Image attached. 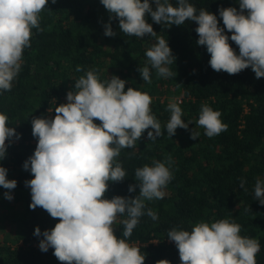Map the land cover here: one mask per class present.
<instances>
[{"label":"trees","instance_id":"obj_1","mask_svg":"<svg viewBox=\"0 0 264 264\" xmlns=\"http://www.w3.org/2000/svg\"><path fill=\"white\" fill-rule=\"evenodd\" d=\"M170 2L176 4V0ZM189 2L197 9L205 8L215 14L221 28L224 25L219 8L239 10V0ZM46 7L39 14L42 31L32 29L31 46L23 51L21 71L11 91L0 94V113L8 116L9 127H15L21 134L19 140L6 141L7 154L0 160V166L8 170L7 179L17 181L11 192H15L14 199L20 204L13 219L17 240L0 242V264H64L54 256L53 248L49 247L47 252L39 248L43 236L34 235L35 228L38 226L43 233L53 229L59 220L39 206L30 208L31 189L25 182L33 175L30 170H24L23 164L38 143L32 135V119L54 118V107L67 103V92L91 69H98L101 81L116 75L127 81L125 90L131 87L149 94L152 114L164 132L151 141L147 137L151 129H147L135 147L121 150L118 160L126 177L119 183L109 182L105 198L135 197L139 194L138 187L128 192V186L137 183L135 170L144 165L153 166V161L166 162L171 157V164L166 166L170 167L172 179L163 189L164 197L145 202L158 219L142 216L127 238L130 245L137 246L145 255V264H156L161 259L181 264L175 243L167 239L173 227L191 231L199 222L223 219L241 225L242 237L258 240L260 251L256 260L257 264H264V205L255 200L254 193L256 179L264 180V78L257 79L251 68L234 75L214 71L206 47L197 44L198 25L194 21L168 28L146 15L147 22L158 36L167 40L176 58L168 65L176 76L158 78L145 55L157 42L156 38L125 36L118 20L111 22L116 35L105 36L103 25L108 22L109 13L100 0H56L55 4L49 0ZM225 34L231 36L226 28ZM229 44L239 54L235 42L229 39ZM77 66L82 70L78 72ZM145 66L150 68V84L137 71ZM170 102L179 104L186 123L192 121L188 130L178 128L172 138L165 127L170 119L167 111ZM203 104L221 113L226 131L208 138L204 129L196 126ZM193 128L200 133L196 140L190 138ZM240 179L246 181L247 191L240 187ZM6 191L0 186V198ZM126 218L118 215L113 225L118 238H123L121 221Z\"/></svg>","mask_w":264,"mask_h":264},{"label":"clouds","instance_id":"obj_2","mask_svg":"<svg viewBox=\"0 0 264 264\" xmlns=\"http://www.w3.org/2000/svg\"><path fill=\"white\" fill-rule=\"evenodd\" d=\"M49 0H0V94L11 91L14 79L21 71L25 48L30 47L32 29L40 31L39 14L47 8ZM53 4L56 0H51ZM109 13L103 25L104 35L114 37L112 21H119L125 36L143 38L150 36L157 42L145 55L158 78L176 76L168 65L175 61L167 40L158 36L152 21L170 28L194 21L199 39L210 54L209 64L216 72L238 74L251 68L257 79L264 78V0H239L236 7H220L219 16L224 27L218 26L217 16L205 8L197 9L189 0H100ZM153 4L155 7H153ZM225 28L231 36L225 34ZM229 39L239 48V54L229 44ZM134 58V57H133ZM78 72L81 67L77 66ZM143 81L151 83L148 66L138 67ZM127 81L116 75L101 81L98 69L85 72L66 94L67 103L54 107L55 116L34 117L32 135L38 139L34 153L24 162V170L33 175L26 181L31 189L30 208L38 206L58 219L51 230L41 233L37 226L34 235L43 236L39 248L47 252L54 249V256L64 264H145L137 246L130 245L132 235L142 216L153 221L158 215L146 207V201L162 199L163 189L172 179L171 157L166 162L153 161L135 170V184L128 186L139 194L105 198L109 182H122L126 172L119 162L121 150L133 148L147 129L148 140L164 135L161 124L152 114L149 94L128 87ZM52 102L56 103L55 98ZM49 113L53 108L48 109ZM170 119L166 127L172 138L178 128L188 130L182 119L183 112L177 102L167 105ZM221 113L203 104L196 126L204 129L208 138L227 130ZM8 116L0 113V160L7 154L9 144L19 140L21 134L8 126ZM100 121L99 124L94 121ZM200 133L191 129L190 138L196 140ZM8 170L0 166V186L8 190L5 199L11 201V190L17 181L7 179ZM246 181L240 179V187ZM255 200L264 205V180L256 179ZM118 215H126L123 238H118L113 225ZM241 225L228 219L195 224L191 231L173 227L167 239L174 242L181 264H257L260 251L258 240L240 235ZM156 264H170L167 259Z\"/></svg>","mask_w":264,"mask_h":264},{"label":"rangeland","instance_id":"obj_3","mask_svg":"<svg viewBox=\"0 0 264 264\" xmlns=\"http://www.w3.org/2000/svg\"><path fill=\"white\" fill-rule=\"evenodd\" d=\"M11 195L13 196L11 201L5 199L4 194L0 198V242L13 243L17 240L13 219L18 212L20 204L14 199V191L11 192ZM14 245H17V243H14Z\"/></svg>","mask_w":264,"mask_h":264},{"label":"built area","instance_id":"obj_4","mask_svg":"<svg viewBox=\"0 0 264 264\" xmlns=\"http://www.w3.org/2000/svg\"><path fill=\"white\" fill-rule=\"evenodd\" d=\"M178 101H179V103H181L182 99H179Z\"/></svg>","mask_w":264,"mask_h":264}]
</instances>
